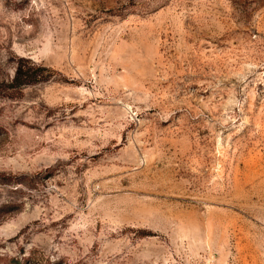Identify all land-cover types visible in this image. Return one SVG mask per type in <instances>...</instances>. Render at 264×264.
Masks as SVG:
<instances>
[{"label":"rangeland","instance_id":"rangeland-1","mask_svg":"<svg viewBox=\"0 0 264 264\" xmlns=\"http://www.w3.org/2000/svg\"><path fill=\"white\" fill-rule=\"evenodd\" d=\"M21 60L0 264H264V0H0Z\"/></svg>","mask_w":264,"mask_h":264},{"label":"trees","instance_id":"trees-1","mask_svg":"<svg viewBox=\"0 0 264 264\" xmlns=\"http://www.w3.org/2000/svg\"><path fill=\"white\" fill-rule=\"evenodd\" d=\"M15 68L13 77L10 80L0 83L2 92H20L27 85L33 84L39 79L35 70H42L43 67H37L36 64L29 60H21Z\"/></svg>","mask_w":264,"mask_h":264}]
</instances>
